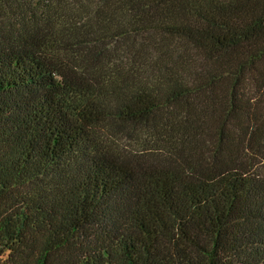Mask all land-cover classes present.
I'll return each mask as SVG.
<instances>
[{
  "label": "trees",
  "instance_id": "obj_1",
  "mask_svg": "<svg viewBox=\"0 0 264 264\" xmlns=\"http://www.w3.org/2000/svg\"><path fill=\"white\" fill-rule=\"evenodd\" d=\"M0 264H264V0H0Z\"/></svg>",
  "mask_w": 264,
  "mask_h": 264
},
{
  "label": "rangeland",
  "instance_id": "obj_2",
  "mask_svg": "<svg viewBox=\"0 0 264 264\" xmlns=\"http://www.w3.org/2000/svg\"><path fill=\"white\" fill-rule=\"evenodd\" d=\"M114 138H115V142L118 143L120 147L124 148V151L126 153H128L130 150L135 151L141 148L140 142H142V140H140V138L129 139L128 137L117 135V134L114 135Z\"/></svg>",
  "mask_w": 264,
  "mask_h": 264
}]
</instances>
